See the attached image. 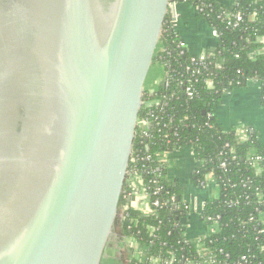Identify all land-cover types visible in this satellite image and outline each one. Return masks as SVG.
Wrapping results in <instances>:
<instances>
[{"label": "water", "instance_id": "1", "mask_svg": "<svg viewBox=\"0 0 264 264\" xmlns=\"http://www.w3.org/2000/svg\"><path fill=\"white\" fill-rule=\"evenodd\" d=\"M174 13V0H0V264L121 257L145 82Z\"/></svg>", "mask_w": 264, "mask_h": 264}, {"label": "trees", "instance_id": "2", "mask_svg": "<svg viewBox=\"0 0 264 264\" xmlns=\"http://www.w3.org/2000/svg\"><path fill=\"white\" fill-rule=\"evenodd\" d=\"M182 1L217 31L218 40L208 50L211 63L206 69L196 68L190 54H180L177 30L169 22L164 25L154 58L164 77L156 91L145 90L128 168V177L138 174L148 188L152 212L129 208L121 219L127 201L123 195L115 223L117 240L121 247L123 237H132L142 248L144 260L128 259L127 264H151L150 257L166 264H185L186 259L194 264L209 260L237 264L242 257L244 264H264V143L249 129L247 139H239L237 129L224 130L216 116L224 96L249 81L260 84L264 107V0H234L230 8L217 0ZM228 8L243 15L236 27L218 18ZM214 63L221 67L215 68ZM186 87L192 91L191 98ZM145 119L151 124L148 138L142 137L139 126ZM183 149L197 162L193 185L201 188L213 174L219 189L218 197L205 200L199 212L201 224L209 228L217 221L218 225L217 232L204 239L203 256L196 243L185 238L192 211L183 189L168 180L165 166L158 161L160 154ZM148 156L149 162L143 160ZM155 201L159 207L153 206Z\"/></svg>", "mask_w": 264, "mask_h": 264}, {"label": "crops", "instance_id": "3", "mask_svg": "<svg viewBox=\"0 0 264 264\" xmlns=\"http://www.w3.org/2000/svg\"><path fill=\"white\" fill-rule=\"evenodd\" d=\"M233 1L217 0L224 7H230ZM186 5L183 2L177 5L176 30L188 54L199 56L207 53L209 49L215 48L217 40L212 36L209 24L203 19L196 18L194 9ZM180 11H186V13ZM163 77L164 71H162L161 79L150 82L145 90L151 93L156 91ZM260 93V84L257 81H249L246 85L237 87L225 95L216 112L223 129L227 131L233 128L237 129L241 140L247 138L246 130L249 129L264 143V107L261 105ZM159 160L165 166L168 180L179 184L183 189L184 200L189 203L193 213L200 211L205 200L218 197L219 189L213 174L206 177L207 186L205 188L193 185L192 174L197 162L188 150L183 149L160 154ZM131 205L133 208L140 207L143 211L147 209L146 202L143 200L135 199ZM187 233L188 239L191 241L196 239L193 236L203 237L207 235V229L201 224L197 215L191 216ZM126 250L122 240L121 255L124 257Z\"/></svg>", "mask_w": 264, "mask_h": 264}, {"label": "built area", "instance_id": "4", "mask_svg": "<svg viewBox=\"0 0 264 264\" xmlns=\"http://www.w3.org/2000/svg\"><path fill=\"white\" fill-rule=\"evenodd\" d=\"M178 3H180V2H178V0H174L175 13L172 16L168 17L169 18L168 22H169V24L171 25V27L174 30H176V21H177L176 8H177ZM183 3H186V2H183ZM229 8H228V10H226V11L222 12L220 15H218V18L220 20L226 22V24L228 26L236 27V26H238V24L240 22L243 21V15L241 13H239V12H232L231 9H229ZM199 12H202V8L199 9ZM211 34L216 40H218V33H217L216 30L211 29ZM262 41H264V38H263ZM177 48L180 50V54H183V53L187 52L185 50L184 44L181 41H179V43L177 45ZM211 56L212 55L208 54V52L204 53L202 55H199V56H191V62L194 64V66L196 68L200 67L201 69H206L207 66L211 63V61L209 60L210 58H212ZM214 67L215 68H220L221 65L219 63H214ZM185 91H186L187 97L191 98L193 96L190 87H186ZM150 116H151L152 119L154 118L153 115H150ZM139 126H140V129H141L142 137L148 138L149 137V130H150V127H151L150 121L145 119L144 121L140 122ZM237 134H239V132ZM238 138L240 139L239 136H238ZM246 139H244V140H246ZM143 160H145L146 162H149L151 160V158L148 156V157L144 158ZM158 161L160 162L159 157H158ZM221 166L224 167L225 166L224 163L221 164ZM125 185H127V189L123 191V195H124V198H127V201L123 202V204H122V210H121L122 218L121 219L125 218L124 214H125L126 210H128L129 208L137 210V211H139V212H141L143 214H150L152 211H151V208H150V206L148 204V188L143 185V181H142L141 177L138 174H134V175H132L130 177H128V175H127V179L125 181ZM206 186H207L206 181H204V183H202V187L201 188H205ZM156 193H157V191L154 192V194H156ZM135 199L145 201L147 209L143 211V209L141 208L142 209L141 210L140 207L139 208H133L132 205H131V202L133 200H135ZM153 206L154 207H159V202L158 201L153 202ZM203 208H204V206H201L200 211H202ZM184 209H188V207L186 206V207H184ZM200 211L198 210L197 213L191 212L192 213L191 216L197 215V217L199 218V214H200L199 212ZM217 226H218L217 225V221H214L213 225L211 227H209V228L204 226L205 229H207V235L203 236V237L199 236L200 238L196 237L195 241H193L194 243H196L197 252H198V254L200 256H203V255L206 254L205 245H204L205 237L216 233L217 232ZM187 232H188V230H187ZM185 238L187 240H189L188 239V233L186 234ZM123 241H124V244H125V246H126V248L128 250V254H129L128 255V259H133V260H136L137 262L138 261L141 262V261L144 260L145 256H144V253L142 251V248H141L140 244L138 243V241L135 238L123 237ZM245 259H246L245 257H242L240 259V262H238L237 264H244L245 263ZM149 261H150L151 264H166V263H163V261L160 258H151L150 257ZM210 263L212 264L211 260L208 261V264H210ZM185 264H194V263L191 262L190 259H186L185 260Z\"/></svg>", "mask_w": 264, "mask_h": 264}, {"label": "rangeland", "instance_id": "5", "mask_svg": "<svg viewBox=\"0 0 264 264\" xmlns=\"http://www.w3.org/2000/svg\"><path fill=\"white\" fill-rule=\"evenodd\" d=\"M187 5L190 6V4H187ZM180 12H183L184 14L186 13V11H180ZM162 71H163L162 66L159 65V64H155L154 63L152 65L150 71H149V74H148V77H147V80H146L147 84L145 82V87L147 85H149V83L152 82V81L160 80L161 77H162ZM244 129H246V128H244ZM193 237L196 238L197 235L196 236H193ZM128 255H129L128 254V250H126L125 257L122 255L123 256V260H124V264H127L128 263Z\"/></svg>", "mask_w": 264, "mask_h": 264}, {"label": "flooded vegetation", "instance_id": "6", "mask_svg": "<svg viewBox=\"0 0 264 264\" xmlns=\"http://www.w3.org/2000/svg\"><path fill=\"white\" fill-rule=\"evenodd\" d=\"M108 257L109 256H107V259H108ZM108 260H110V259H108ZM110 264H124L123 256L121 255V257H120L118 255H116V256L114 255L113 261H111Z\"/></svg>", "mask_w": 264, "mask_h": 264}]
</instances>
